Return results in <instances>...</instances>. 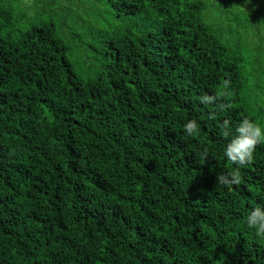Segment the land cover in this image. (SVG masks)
Returning a JSON list of instances; mask_svg holds the SVG:
<instances>
[{"label":"trees","instance_id":"trees-1","mask_svg":"<svg viewBox=\"0 0 264 264\" xmlns=\"http://www.w3.org/2000/svg\"><path fill=\"white\" fill-rule=\"evenodd\" d=\"M210 1L0 0V264H264V143L216 183L264 129V0Z\"/></svg>","mask_w":264,"mask_h":264},{"label":"clouds","instance_id":"clouds-1","mask_svg":"<svg viewBox=\"0 0 264 264\" xmlns=\"http://www.w3.org/2000/svg\"><path fill=\"white\" fill-rule=\"evenodd\" d=\"M229 81H224V86L227 87ZM218 96L203 95L199 99L202 103H215ZM217 107L223 111L231 107L230 104L220 103ZM229 121H224L222 136L225 138L232 136V131L229 128ZM184 131L187 135H199L200 126L195 119L188 121L184 125ZM236 135L227 143L224 155L231 164L235 165L227 174L220 173L216 175V183L226 186L229 189L233 185H239L242 179L241 168L250 165L253 162L254 152L257 145L264 143V129L259 125L244 118L235 129ZM205 160L208 159L207 151L202 153ZM247 226L255 229L258 236H264V206L257 205L250 211L246 217ZM217 264H222V261H217Z\"/></svg>","mask_w":264,"mask_h":264},{"label":"rangeland","instance_id":"rangeland-1","mask_svg":"<svg viewBox=\"0 0 264 264\" xmlns=\"http://www.w3.org/2000/svg\"><path fill=\"white\" fill-rule=\"evenodd\" d=\"M207 3L208 10L206 11L209 14L210 19L215 20L218 17L219 11L212 5L210 0H204ZM235 10H237L235 8ZM44 22L51 23L54 20L50 19L47 15L45 18L42 19ZM248 50L250 51V57L252 61H255L254 65H249V70L253 73L255 70H259L260 73H257L254 77H251L252 82H255L257 79L261 78L260 74L264 72V59L259 57L254 46L250 44L247 45ZM251 87V86H250Z\"/></svg>","mask_w":264,"mask_h":264}]
</instances>
